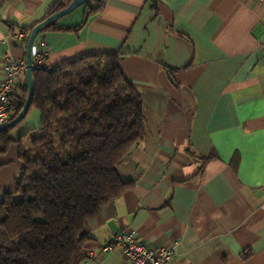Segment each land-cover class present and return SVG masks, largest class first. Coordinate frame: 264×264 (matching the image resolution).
Masks as SVG:
<instances>
[{
  "label": "crops",
  "instance_id": "obj_1",
  "mask_svg": "<svg viewBox=\"0 0 264 264\" xmlns=\"http://www.w3.org/2000/svg\"><path fill=\"white\" fill-rule=\"evenodd\" d=\"M57 1L0 0V80L7 58L25 57L19 34ZM89 1L99 8L56 21L77 29L42 30L34 48L43 42L48 69L117 53L139 91L144 132L117 167L132 184L86 223L79 264H126L118 247L102 246L129 228L149 247H172L173 264H264V1ZM40 118L30 107L11 129L1 191L14 190L18 140Z\"/></svg>",
  "mask_w": 264,
  "mask_h": 264
},
{
  "label": "trees",
  "instance_id": "obj_2",
  "mask_svg": "<svg viewBox=\"0 0 264 264\" xmlns=\"http://www.w3.org/2000/svg\"><path fill=\"white\" fill-rule=\"evenodd\" d=\"M70 1L58 0L49 15ZM83 5L89 13L99 8ZM78 27L53 22L43 30ZM28 33L21 32L25 44ZM32 82L29 108L39 111L40 127L18 140L22 166L14 190L2 191L0 264H79L87 257L86 223L132 184L117 167L143 137L140 94L117 53L33 69ZM19 90L9 120L27 96L25 80ZM13 127L0 132V154L13 141Z\"/></svg>",
  "mask_w": 264,
  "mask_h": 264
},
{
  "label": "built area",
  "instance_id": "obj_3",
  "mask_svg": "<svg viewBox=\"0 0 264 264\" xmlns=\"http://www.w3.org/2000/svg\"><path fill=\"white\" fill-rule=\"evenodd\" d=\"M19 37H22L21 33ZM45 57L44 44L38 42V45L31 52L33 69L44 67ZM24 71V59L7 58L2 68V79L0 80V126L9 121L10 98L20 99L15 94L14 88L20 82ZM115 247L121 250L126 264H173L172 258L175 252L172 247H149L138 236L134 228L113 233L109 241L102 246V249L110 251Z\"/></svg>",
  "mask_w": 264,
  "mask_h": 264
},
{
  "label": "water",
  "instance_id": "obj_4",
  "mask_svg": "<svg viewBox=\"0 0 264 264\" xmlns=\"http://www.w3.org/2000/svg\"><path fill=\"white\" fill-rule=\"evenodd\" d=\"M87 1L88 0H71L64 8L45 17L40 22L36 23L29 31L25 44V57H24L25 60L24 80L27 88V96L22 104L21 110L14 118L10 119L4 125L0 126V132L17 124L29 109L31 98L33 95V82H32L33 66H32L31 52L35 38L45 27L52 24L53 22H56L60 17L74 10L76 7L83 5ZM153 1L155 2L156 0ZM1 197H2V191L0 188V199Z\"/></svg>",
  "mask_w": 264,
  "mask_h": 264
}]
</instances>
